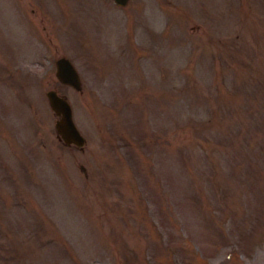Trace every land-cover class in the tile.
<instances>
[{
    "label": "rangeland",
    "instance_id": "1",
    "mask_svg": "<svg viewBox=\"0 0 264 264\" xmlns=\"http://www.w3.org/2000/svg\"><path fill=\"white\" fill-rule=\"evenodd\" d=\"M0 264H264V0H0Z\"/></svg>",
    "mask_w": 264,
    "mask_h": 264
},
{
    "label": "water",
    "instance_id": "2",
    "mask_svg": "<svg viewBox=\"0 0 264 264\" xmlns=\"http://www.w3.org/2000/svg\"><path fill=\"white\" fill-rule=\"evenodd\" d=\"M117 4H126L128 0H114ZM57 78L66 84L80 89L82 81L79 71L73 61L66 55H61L55 60ZM49 104L57 114L55 128L59 138L66 144L82 146L85 143V136L79 129L73 117V109L68 98L60 94L56 89L46 90Z\"/></svg>",
    "mask_w": 264,
    "mask_h": 264
}]
</instances>
